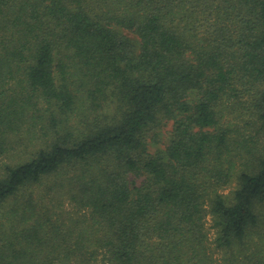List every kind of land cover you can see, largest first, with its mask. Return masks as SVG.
<instances>
[{"label":"trees","instance_id":"16d2710c","mask_svg":"<svg viewBox=\"0 0 264 264\" xmlns=\"http://www.w3.org/2000/svg\"><path fill=\"white\" fill-rule=\"evenodd\" d=\"M0 264H264V0H0Z\"/></svg>","mask_w":264,"mask_h":264},{"label":"rangeland","instance_id":"374dc122","mask_svg":"<svg viewBox=\"0 0 264 264\" xmlns=\"http://www.w3.org/2000/svg\"><path fill=\"white\" fill-rule=\"evenodd\" d=\"M245 120H248V118L245 116ZM236 122V121H235ZM170 130H171V123L167 124L162 130L161 133L159 134V142L156 144H150V151L155 152L158 149H164L170 135ZM16 157L14 158L15 161Z\"/></svg>","mask_w":264,"mask_h":264}]
</instances>
